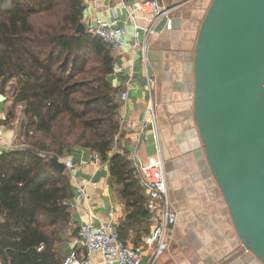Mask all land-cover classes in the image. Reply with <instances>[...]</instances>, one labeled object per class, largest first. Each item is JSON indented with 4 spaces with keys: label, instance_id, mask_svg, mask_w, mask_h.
I'll return each instance as SVG.
<instances>
[{
    "label": "trees",
    "instance_id": "1",
    "mask_svg": "<svg viewBox=\"0 0 264 264\" xmlns=\"http://www.w3.org/2000/svg\"><path fill=\"white\" fill-rule=\"evenodd\" d=\"M82 11V0H0L4 123L15 121L18 105L25 120L23 147L0 151V264H62L57 250L72 188L50 158L76 147L108 164L125 210L120 240L132 233L137 245L149 231L145 190L126 153L114 150L120 120L108 81L112 50L86 30L75 32Z\"/></svg>",
    "mask_w": 264,
    "mask_h": 264
},
{
    "label": "crops",
    "instance_id": "2",
    "mask_svg": "<svg viewBox=\"0 0 264 264\" xmlns=\"http://www.w3.org/2000/svg\"><path fill=\"white\" fill-rule=\"evenodd\" d=\"M137 1L82 0L80 23L85 30L111 20L120 27L129 25L126 41L132 40L133 23L151 27L152 31L136 39L140 44L145 41V62L141 49L112 50L114 68L108 77L117 90L119 103L120 130L114 150L125 152L129 160L143 165L159 150L176 215L168 250L153 262L152 249L144 248L140 264H263L243 248L236 234L193 119L195 41L211 0H158L162 7L174 9L171 29L165 28L164 19L154 21L148 13L136 12L132 21L129 7ZM147 76L154 79L151 88ZM122 92L127 95L125 102L119 99ZM7 110L6 95L0 93V151L23 147V126H18L17 118L6 125ZM152 115L154 122L150 120ZM134 135L139 137L137 143L132 140ZM63 158L73 167L66 169L72 197L70 224L57 250L62 261L72 250L82 253L77 235L80 226H97L109 220L111 214L117 225L125 218L124 205L110 186L107 162L79 147ZM78 189H83V196ZM123 240L134 245L132 233Z\"/></svg>",
    "mask_w": 264,
    "mask_h": 264
},
{
    "label": "water",
    "instance_id": "3",
    "mask_svg": "<svg viewBox=\"0 0 264 264\" xmlns=\"http://www.w3.org/2000/svg\"><path fill=\"white\" fill-rule=\"evenodd\" d=\"M193 83V119L211 175L243 248L264 264V0H211L195 41Z\"/></svg>",
    "mask_w": 264,
    "mask_h": 264
},
{
    "label": "built area",
    "instance_id": "4",
    "mask_svg": "<svg viewBox=\"0 0 264 264\" xmlns=\"http://www.w3.org/2000/svg\"><path fill=\"white\" fill-rule=\"evenodd\" d=\"M173 10L162 7L158 0H138L129 7L128 15L133 21L136 12L148 13L154 21L164 19L165 28L171 29ZM86 31L110 46L113 51L128 47L132 51L141 49L142 62H145V41L140 44L136 39L140 34L145 37L151 34V27L144 28L133 23V36L130 41L125 40L130 32L129 25L120 27L116 20L97 22L89 26ZM146 79L148 88H151L154 85V79L149 76ZM119 99L125 102L126 93H120ZM150 120L154 122L153 115ZM132 140L137 143L139 137L134 135ZM157 151L155 157L151 158L146 165L132 161L137 178L145 190V210L149 215L150 223L149 231L141 238L140 244H127L120 240L117 223L112 219L111 214L109 220L97 226H92L90 223L80 226L77 235L83 251L80 254L72 250L63 259L62 264H140L144 248L152 249L153 262L168 250L176 215L169 199L163 161L158 149ZM57 160L64 164L65 169L70 170L73 167V164L64 158ZM78 192L83 196V189H78ZM41 248L39 247L38 250ZM92 255H98V258H92Z\"/></svg>",
    "mask_w": 264,
    "mask_h": 264
},
{
    "label": "rangeland",
    "instance_id": "5",
    "mask_svg": "<svg viewBox=\"0 0 264 264\" xmlns=\"http://www.w3.org/2000/svg\"><path fill=\"white\" fill-rule=\"evenodd\" d=\"M14 81H12V85H14ZM21 110H22V107H21V105H18V107H16V118L18 119L17 121H18V126H23V128H24V125L23 124H25L24 122H25V120H24V118H23V116H22V113H21ZM22 136H23V129H22ZM66 170V169H65ZM148 222H149V220H148ZM149 227H150V223H149Z\"/></svg>",
    "mask_w": 264,
    "mask_h": 264
}]
</instances>
